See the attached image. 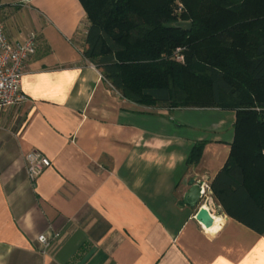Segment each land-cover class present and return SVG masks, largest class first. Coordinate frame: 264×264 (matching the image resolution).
I'll list each match as a JSON object with an SVG mask.
<instances>
[{
  "label": "crops",
  "instance_id": "1",
  "mask_svg": "<svg viewBox=\"0 0 264 264\" xmlns=\"http://www.w3.org/2000/svg\"><path fill=\"white\" fill-rule=\"evenodd\" d=\"M10 42L35 34L25 100L0 115V264H264V235L183 201L225 163L235 112L153 108L122 97L84 56L79 0H1ZM201 156L187 165L192 147ZM49 166L31 181L24 156ZM59 232L43 254L36 237Z\"/></svg>",
  "mask_w": 264,
  "mask_h": 264
},
{
  "label": "trees",
  "instance_id": "2",
  "mask_svg": "<svg viewBox=\"0 0 264 264\" xmlns=\"http://www.w3.org/2000/svg\"><path fill=\"white\" fill-rule=\"evenodd\" d=\"M79 2L84 56L122 97L153 108L235 112L211 190L226 215L264 235V0ZM177 48L183 62L171 58ZM202 147H192L187 165Z\"/></svg>",
  "mask_w": 264,
  "mask_h": 264
},
{
  "label": "built area",
  "instance_id": "3",
  "mask_svg": "<svg viewBox=\"0 0 264 264\" xmlns=\"http://www.w3.org/2000/svg\"><path fill=\"white\" fill-rule=\"evenodd\" d=\"M2 5L0 0V7ZM35 45L33 32L28 33L22 41H8L4 35L3 25L0 23V115L5 107L20 104L25 100V96L20 90V78L25 63L35 51ZM171 58L183 62L181 49L177 48ZM24 160L26 173L31 181H34L49 166L48 159L37 150L27 152ZM198 184L199 200L197 206L198 208H206L211 215L210 208L214 205L211 185L206 180L198 182ZM58 237L59 232L38 234L36 241L39 244V251L44 254Z\"/></svg>",
  "mask_w": 264,
  "mask_h": 264
},
{
  "label": "water",
  "instance_id": "4",
  "mask_svg": "<svg viewBox=\"0 0 264 264\" xmlns=\"http://www.w3.org/2000/svg\"><path fill=\"white\" fill-rule=\"evenodd\" d=\"M182 27L189 28L190 23L183 24ZM199 200V184L195 182L193 179L189 180V188L183 195V201L190 207L197 206ZM195 219L199 221L204 227L208 228L213 224V218L208 212V210L204 207H199L196 214Z\"/></svg>",
  "mask_w": 264,
  "mask_h": 264
},
{
  "label": "rangeland",
  "instance_id": "5",
  "mask_svg": "<svg viewBox=\"0 0 264 264\" xmlns=\"http://www.w3.org/2000/svg\"><path fill=\"white\" fill-rule=\"evenodd\" d=\"M184 61V60H183Z\"/></svg>",
  "mask_w": 264,
  "mask_h": 264
}]
</instances>
